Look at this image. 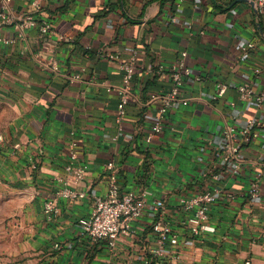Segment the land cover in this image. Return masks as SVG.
I'll return each mask as SVG.
<instances>
[{
    "label": "crops",
    "instance_id": "1",
    "mask_svg": "<svg viewBox=\"0 0 264 264\" xmlns=\"http://www.w3.org/2000/svg\"><path fill=\"white\" fill-rule=\"evenodd\" d=\"M177 3L46 0L36 19L49 23L50 31L36 25L18 37L15 26L0 27V35L10 39L0 41V178L20 199L22 217L12 229L18 243L13 264H145V254L157 246L152 223L158 217L170 221L184 242L172 264H244L247 259L264 264V183L258 197L247 193L254 174L264 173V106H248L237 89L249 83L264 90V12L249 0ZM9 5L16 14L31 12L30 0ZM247 42L254 47L247 48ZM182 51L202 79L186 86L190 102L175 104L163 132L148 142L156 106L146 100L168 90L167 68ZM132 56L133 96L119 123L118 88L126 84L123 66ZM50 58L59 70L52 69ZM75 73L80 78L71 80ZM219 81L228 90L212 99ZM250 117L260 119V134L245 146L243 171L213 178L208 166L214 147L202 151L201 144L218 138L226 122L243 124ZM73 142L87 165L76 186L88 195L75 201L60 197L58 214L49 217L44 201L56 196L57 177L67 175ZM110 161L123 191L165 200L161 211L148 204L132 222L133 232L117 238L113 247L107 240L91 242L79 224L91 211L93 191L107 193ZM213 186L236 196L214 203L209 212L213 229L193 238L179 198Z\"/></svg>",
    "mask_w": 264,
    "mask_h": 264
},
{
    "label": "built area",
    "instance_id": "2",
    "mask_svg": "<svg viewBox=\"0 0 264 264\" xmlns=\"http://www.w3.org/2000/svg\"><path fill=\"white\" fill-rule=\"evenodd\" d=\"M46 0H30L31 12L27 14H16L10 8L11 0H3L0 7V27L6 24L15 26L18 30V37H23L28 29L39 25L41 31L48 32L51 29L49 23L38 24L36 13L40 12ZM184 0H177V4ZM254 7L260 12H264V0H253ZM172 20H177V16H173ZM0 41H10L0 35ZM247 48H253V42L245 44ZM186 51H182L181 57L173 61L167 68L169 72V88L162 94L153 93L146 100L148 106L155 105L156 112L151 116L149 130L146 133V140L150 142L155 136L163 132L164 124L171 108L177 104L187 105L192 96H185L184 90L192 81H200L202 76L194 74L190 66L185 63L184 57ZM48 63L52 69L59 70V64L55 59L50 58ZM135 57L132 56L129 62L124 64L126 69V84L118 88L120 101L118 104L117 121L120 123L126 116V106L132 98L130 82L134 71ZM45 63V61H43ZM166 67L160 63L159 70L163 71ZM259 71V69H256ZM71 80L80 78L79 73L71 74ZM228 84L224 81L216 83V90L211 95L212 99L222 98L228 90ZM237 89L241 98L248 106H264V90L256 91L249 83H240ZM145 113V112H144ZM149 116L148 114L146 115ZM260 119L250 117L243 124L234 122H226L221 128L218 138L204 140L200 149L203 151L207 145L214 147V154L210 160L211 165L208 170L212 172V177L221 180L228 174H240L246 163L244 155L245 146L257 138L260 134ZM0 134V142L3 140ZM218 164L220 165L219 168ZM223 164V165H222ZM213 165V166H212ZM217 169H213V168ZM107 177L109 180L108 190L105 194L93 191L91 197V211L88 215L79 219L81 233L90 239L91 242L99 240H107L110 247L116 243V239L122 236H128L133 232L132 222L140 218L149 204L154 210L161 211L165 207V200L162 198H153L147 200L146 194L142 196L134 190L123 191L121 189L119 176L114 161L107 164ZM66 174L70 176H58L57 180L61 182L60 188L56 191V196L47 198L44 201V211L49 217H55L59 212L58 199L60 197L67 200L75 201L85 198L88 190L76 186L83 181L87 165L81 160V153L73 142L69 151L68 161L65 165ZM264 183V173L259 170L254 174L247 191L251 199L261 194ZM236 192L222 188L221 186H213L196 193L191 197L180 196L179 205L181 210L186 214L189 223V232L193 238L200 237L205 231L213 229L209 224V212L211 206L222 199H233ZM152 230L156 235L157 246L151 248L144 256L145 264H172L174 258L179 257L176 248L183 242L180 233L174 228L173 224L158 217L152 223ZM184 243V242H183ZM56 249L62 248L61 242L54 244ZM244 264H252L247 259Z\"/></svg>",
    "mask_w": 264,
    "mask_h": 264
},
{
    "label": "rangeland",
    "instance_id": "3",
    "mask_svg": "<svg viewBox=\"0 0 264 264\" xmlns=\"http://www.w3.org/2000/svg\"><path fill=\"white\" fill-rule=\"evenodd\" d=\"M4 181L0 178V264H13L16 262L14 252L18 243L14 240L16 232L12 229L20 224L22 218L18 209L21 201L12 195Z\"/></svg>",
    "mask_w": 264,
    "mask_h": 264
},
{
    "label": "trees",
    "instance_id": "4",
    "mask_svg": "<svg viewBox=\"0 0 264 264\" xmlns=\"http://www.w3.org/2000/svg\"><path fill=\"white\" fill-rule=\"evenodd\" d=\"M161 1L164 2V1H167V0H161ZM175 5H176V3L173 2V3H172V7L175 8V7H176ZM148 97H149V96H148Z\"/></svg>",
    "mask_w": 264,
    "mask_h": 264
},
{
    "label": "water",
    "instance_id": "5",
    "mask_svg": "<svg viewBox=\"0 0 264 264\" xmlns=\"http://www.w3.org/2000/svg\"><path fill=\"white\" fill-rule=\"evenodd\" d=\"M249 1H250V3H251V4H253V5H254V2H253V0H249Z\"/></svg>",
    "mask_w": 264,
    "mask_h": 264
}]
</instances>
